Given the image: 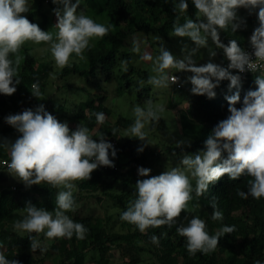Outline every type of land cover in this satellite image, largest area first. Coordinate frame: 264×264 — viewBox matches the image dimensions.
Returning <instances> with one entry per match:
<instances>
[{"label":"clouds","instance_id":"clouds-1","mask_svg":"<svg viewBox=\"0 0 264 264\" xmlns=\"http://www.w3.org/2000/svg\"><path fill=\"white\" fill-rule=\"evenodd\" d=\"M52 3L62 5L53 9L57 18L55 32L42 30L23 15L30 11L29 0H0V94L13 95L17 91L16 85L21 83L19 72L25 59L21 54L24 45H44L34 51L50 54L56 68L63 70L74 62L85 61V51L94 47L92 41L104 38L115 27L96 22L84 11L78 12L80 0H75V3L72 0H52ZM191 3L195 8L194 19L187 14L188 0H173L175 20L170 36L187 38L194 47L183 44L182 58H178L167 50L161 37L154 36L153 39L159 43V54L155 57L150 54L141 56L143 60L152 61L147 85L153 89L171 88L179 82V77L173 73L175 70L192 73L187 81L191 83L194 95L214 98V89L223 80H228L229 88L237 91L226 98L230 115L212 129L204 141V150L194 154L182 153L176 166L159 175L150 176L151 169L138 168L139 176L148 178L137 180L136 199L129 202L120 218L141 233H146L149 228L177 224L182 212H190L193 193L195 197H201L210 185L224 176L233 181L245 175L250 177L248 191H238L237 195L243 199L249 196L257 200L264 198V0H191ZM240 8L248 9L249 14L258 9V27L250 37L251 53L243 50L235 39H230L227 45L220 39L221 31L226 33L230 29L236 33L246 28V20L238 15ZM209 40L215 49L223 50L229 61L227 67L211 62L217 53ZM202 48L208 50L210 59L197 66L194 57ZM140 50V42L134 40L132 51L139 53ZM120 67L126 73L129 70L128 61L121 60ZM230 70L259 73L255 75L256 89L245 94L240 108L235 105L241 102L238 90L241 76ZM139 84L144 87L145 81L139 80ZM30 92L37 99H45L39 81L32 83ZM166 110L165 104L154 102L151 98L143 105H134V122L122 137L143 142L137 148V152L142 153L145 147L153 145L149 129L154 130ZM95 116L97 124L106 120L103 112L95 113ZM5 121L20 134L14 142L0 139V148L6 149L10 157L5 161L7 172L25 188L47 184L61 189L56 193L52 211L27 203L22 208L23 219L13 223V230L19 234L28 233L30 250L35 252L39 249L41 254L48 250L39 239L41 234L46 240L72 239L73 236L78 240L85 239L88 229L67 215L76 208L73 196L76 182L89 181L92 172L100 166H115L110 159V156L117 155L113 144L107 142L103 134L98 140L93 139L83 123L71 130L67 122H60L43 104L34 110L28 108L21 113L10 114ZM117 132L118 129H113L111 133L116 136ZM185 143L184 140L177 141L176 147ZM210 205L213 209L211 219L222 220L223 213L218 210L215 199ZM176 231L186 239L189 255L194 256L197 252L205 255L214 252L220 238L235 232L236 227L223 226L210 235L206 222L194 215L186 225L180 223ZM33 233L36 235H31ZM150 239L151 243L159 244L157 236L153 235ZM0 264L20 262L8 259L0 252ZM255 264L262 262L257 260Z\"/></svg>","mask_w":264,"mask_h":264},{"label":"trees","instance_id":"trees-1","mask_svg":"<svg viewBox=\"0 0 264 264\" xmlns=\"http://www.w3.org/2000/svg\"><path fill=\"white\" fill-rule=\"evenodd\" d=\"M45 0H36V8L26 13V17L39 27L47 31L50 26V18L44 12L43 4ZM173 0H82L87 4V12L97 13L107 19L106 24H113L115 27L109 34L94 43V47L85 51L86 60L75 62L71 67H66L59 72L61 78L77 75L85 79L92 88L101 89V76L106 82L114 80V70L120 65V56L128 61L129 70L122 78L129 74L137 73L139 77L147 80L148 72L140 70L133 64L132 54L122 50L125 40L136 33L145 32L147 34L168 36L173 30L175 14L172 11ZM188 15L195 18V8L191 0H188ZM55 8V6H52ZM249 13V12H248ZM41 18L37 22V19ZM246 28L232 33L221 31V42L227 45L230 39L237 40L239 46L244 49L249 45L245 38L252 35L258 23L251 14H247ZM258 21V20H257ZM183 22V20H181ZM250 26V28H249ZM222 56L223 50L217 49ZM25 59L20 66L19 78L21 83L16 85L27 101L26 106L19 103L13 95L0 94V124L3 119L10 114H17L23 106L25 109L33 110L39 104H43L48 112L54 115L60 122L69 120L63 112L65 107L61 104H54L53 101L39 100L31 92V85L39 81L40 88H44V80L50 75L53 68L51 65L38 67V62L29 49L22 51ZM229 63V62H228ZM227 67V66H226ZM234 71L238 74L237 70ZM259 74V73H256ZM240 75L242 80L238 89L241 102L236 104L237 108L242 107L243 97L249 90H255V75ZM229 81L223 80L214 89V98L206 95H198L195 105H190L188 111L191 113V120H187L182 130L192 134L193 141L186 146L176 147L169 145L168 151H174L179 155L182 153L194 154L199 150H204V141L211 133L212 129L222 120L226 119L230 113L227 97L233 95L237 89L229 88ZM128 85V84H126ZM119 85L117 89L122 92L127 86ZM176 88H181L173 84ZM120 94V93H119ZM148 89L141 88L139 100L144 102L148 99ZM108 97L106 94H89L87 99L78 105L77 113L74 115L77 126L87 120L88 128L93 139H99L103 134L107 142L111 139L118 141L114 145L117 150L116 157H111L114 167L100 166L91 174V179L77 181V192L73 195L76 208L68 212L75 222L82 223L87 229L86 238L76 239H53L48 246L47 252L41 254L37 249L30 250L28 233L19 234L13 230V223L22 218L18 211H22L27 203L31 202L37 207H44L49 211L55 208V197L57 189L51 188L47 184L40 186L33 185L31 188H12L0 190V252H3L8 259H16L20 264H111V259L115 253H120L123 258L128 259L131 264H255L260 260L264 264V198L259 200L249 196L243 199L237 195L238 191H248V176H242L238 180H230L227 176L222 177L215 184L209 186V190L201 197H194L192 202L199 212V217L207 224L209 234L215 232L223 226L235 225L236 231L226 234L219 240L217 249L207 255L197 252L190 256L186 248V239L181 237L176 229L180 223L187 224L181 220L172 227L162 226L160 228H149L146 233H141L134 225L129 224V229L125 233L112 232L105 224L102 216L94 213L83 212L86 200L96 199L102 202L104 194L115 200L116 206L121 212L125 211L129 202L136 199L135 184L137 182V169L139 165H144L145 158L138 157L127 149V145L121 144L118 133L121 127H128L133 122L124 117H119L112 124L105 120L103 124H97L95 113L103 112L106 118L110 116L111 109L106 106ZM96 125L98 128L95 130ZM71 128L75 130L76 127ZM118 129L117 135H112V130ZM13 136V128L5 124L0 131V139L10 140ZM152 155L157 156L155 152ZM225 158L227 154L225 153ZM5 149L0 148V166L3 160H9ZM7 169L6 166H3ZM120 189L119 192L116 190ZM215 199L218 210L223 213V219L213 221L211 215L213 209L210 202ZM82 201V202H81ZM83 203L79 210V204ZM82 212V213H81ZM112 216H109V220ZM31 235H36L35 233ZM159 238V244L151 243V236ZM41 243L42 236H39Z\"/></svg>","mask_w":264,"mask_h":264},{"label":"rangeland","instance_id":"rangeland-1","mask_svg":"<svg viewBox=\"0 0 264 264\" xmlns=\"http://www.w3.org/2000/svg\"><path fill=\"white\" fill-rule=\"evenodd\" d=\"M73 3H75V0H72ZM36 0H29V6L30 10L36 8ZM62 7V5H56L52 3V0H45L43 4V11L48 13L50 20V26L47 29V31H53L55 32L56 29L54 26L57 23V18L53 12V7ZM87 4L82 3V0H80V6L78 8L79 11H84L86 15L94 19L98 23L106 24L107 19L102 17L100 14L97 13H89L86 10ZM249 10L245 8H240L238 10V15L240 17H243L244 19L247 17V14ZM258 9L253 10L251 15L254 18L256 22H258L257 13ZM23 15H27L24 13ZM41 18L37 19V22L40 21ZM248 27V26H247ZM250 28V26H249ZM154 36H159L164 42L165 47L167 50L172 52L173 55L177 56L178 58H182V52L181 47L183 44H188V46L194 47V44L188 40L187 38H178L170 36V34L166 36L162 35H153V34H147L145 32L142 33H136L134 35H131L129 38L125 40L124 46L122 47L123 51L130 52L133 58V64L139 68L140 70L147 71L148 75L151 74V66L152 61L149 60H143L141 59V56L144 54H150L152 57H155L159 54V43L153 39ZM251 34L246 36L245 40L246 42H250ZM139 41L140 42V52L136 53L132 51L133 47V41ZM96 40L92 41L94 44ZM209 44L213 49L216 51V56L211 58V62L220 64L223 67H226L228 65V60L223 55L221 56L220 53L215 49V45L212 44L211 40H209ZM38 47H44V45H33L31 43H28L23 46L22 51L29 49V52H31L35 59L38 62V67L40 68L43 65H51L53 70L50 73V75L44 80V88L41 89L42 93L44 94V101H53L54 104L57 106V104H61L65 107L64 113L69 118L67 124L69 125V128H74L77 126V121L73 118L75 113H77L78 105L81 101H84L87 99L88 95L91 94H106L108 97L106 101V106H108L111 109V114L106 118L110 123H114L115 120H117L119 117H124L128 120H132L134 122V117L132 114V108L136 104L143 105L144 102L139 100V91L141 88H147L148 89V98L153 99L154 102L157 103H163L166 106V111L162 114V118L159 120V123L155 126L154 130L149 129V139L152 140L153 145H149L145 147L144 151L142 153L137 152V148L142 146L141 141L135 138H127L122 137L123 132L129 127H121L120 131L118 133L119 141L121 144L127 145V149L132 154L138 156V157H144L145 163L144 165H139L138 168L144 167L151 169L150 176L159 175L162 172L166 171L168 168H171L173 166H176L180 159L181 155L177 154L174 151H168L167 147L171 144L176 145L177 141L184 140L186 141L185 145L190 144L192 139V134L190 132L185 133L182 128L185 124V118L183 117L186 115L187 120H191V113L188 111V107L190 105H195L196 99L198 95H194L191 92V83L187 81V77L191 76L192 73L190 72H175L173 70V73L181 76V88H176L174 85L171 86L169 89H153L151 86L147 85L145 79L138 76L137 73L135 74H129L125 78H122V72L119 70L121 69L120 65L119 68L117 67L114 70V80L111 82H106L104 80V76H101L100 84L103 86L101 89L99 88H92L91 84H88V82L82 78H80L77 75H71L67 78H61L59 76V72L61 69L56 68L54 61L51 59L50 54L45 53L41 54L40 52H35L34 49ZM219 50V49H218ZM21 51V54L24 56L23 52ZM75 60V57H73ZM196 60L197 66L203 65L207 62H209V53L206 48L200 49V51L197 53V55L194 57ZM123 60L120 56L119 62ZM80 62V61H79ZM77 62V63H79ZM75 63V62H74ZM233 74L234 71H232ZM55 77V79H53ZM139 80H144L145 85L144 87H141L139 84ZM244 80L241 78V82ZM128 84V85H126ZM119 85H126L127 87L122 91L119 92L117 89V86ZM178 86V85H177ZM17 91L13 94V97L19 101L20 104L26 106L27 101L25 100L24 96L21 94V91L16 86ZM120 93V94H119ZM37 99V98H36ZM40 100V99H39ZM22 107L19 109L18 113H21L25 107ZM17 113V114H18ZM7 124L6 121L3 119L2 123L0 124V131L2 130L3 126ZM83 124H85L88 127L87 120L83 121ZM98 128V125H96L95 130ZM20 134L13 128V136L9 141L14 142L16 138H18ZM118 143V141H117ZM155 152L157 156L152 155V153ZM5 153L7 156H9L7 150L5 149ZM137 177L138 179H145L148 177H141L138 174L137 169ZM77 185V182H76ZM193 185H195V181H193ZM21 187H25L21 182H19L16 178H14L12 175H10L7 172V169L4 168L2 165L0 166V190L2 189H8L12 188L13 190ZM61 189H57L59 191ZM120 189H117L116 191L119 192ZM56 191V192H57ZM77 192L74 191L73 195ZM103 200L102 202H97L96 199H89L86 200L87 204L85 205V210L83 208V212H91L96 215L102 216L105 224L108 228L111 229L112 232H121L125 233L129 229V225L127 222L122 221L121 211L120 209L115 205L116 202L112 198L105 196L102 194ZM195 197V193H193V198ZM82 202V201H81ZM83 203H80L78 206L80 207L79 210L82 208ZM84 206V205H83ZM189 210L190 212H182L181 216L178 218V220H181L183 222H187V220H190L194 217V215H199V212L197 208L193 205V202L191 201L189 204ZM18 215L23 219L22 211L17 212ZM82 213V212H81ZM109 216H112L109 220ZM187 218V219H186ZM43 241V245L48 246L51 244V240H46L41 234ZM53 240V239H52ZM89 264H92L90 262ZM111 264H131L128 263V259L123 258V256L120 253H115L111 259ZM142 264V263H139Z\"/></svg>","mask_w":264,"mask_h":264},{"label":"built area","instance_id":"built-area-1","mask_svg":"<svg viewBox=\"0 0 264 264\" xmlns=\"http://www.w3.org/2000/svg\"><path fill=\"white\" fill-rule=\"evenodd\" d=\"M243 50L248 51V52H250V53L253 51V49H252L250 43H249V45H247ZM253 59H254V57H253ZM237 71H238V70H237ZM238 73H239V72H238ZM239 74H240V75H250V74H254V73L249 72V71H246V72H244V73H239ZM174 75H175V74H174ZM176 76L179 77V82L176 83V84H177L178 86H180V76H179V75H176ZM110 143L113 144V146H114V145H117V140H116V139H111V140H110ZM5 161H8V160H3V161L1 162V165H2V166H6ZM6 167H7V166H6Z\"/></svg>","mask_w":264,"mask_h":264}]
</instances>
